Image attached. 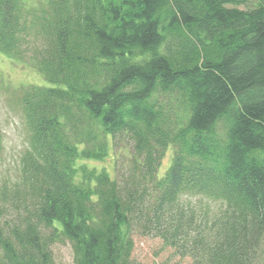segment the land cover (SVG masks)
<instances>
[{
  "label": "trees",
  "instance_id": "trees-1",
  "mask_svg": "<svg viewBox=\"0 0 264 264\" xmlns=\"http://www.w3.org/2000/svg\"><path fill=\"white\" fill-rule=\"evenodd\" d=\"M0 54L49 84L16 97L0 264H135L134 233L264 264V0H0Z\"/></svg>",
  "mask_w": 264,
  "mask_h": 264
},
{
  "label": "rangeland",
  "instance_id": "rangeland-1",
  "mask_svg": "<svg viewBox=\"0 0 264 264\" xmlns=\"http://www.w3.org/2000/svg\"><path fill=\"white\" fill-rule=\"evenodd\" d=\"M0 80L6 85L0 86V128L4 138V146L0 152V168L11 171L25 145V130L15 102L19 94L18 90L28 86L47 87L49 84L33 69L2 54H0ZM170 158L171 151L168 150L158 169V176L164 174ZM94 165L104 167L108 175L113 178L112 154H109L105 161L96 162ZM132 238L134 242L132 259L135 264H189L187 259L174 256L159 239L143 237L137 233H134ZM52 252L56 264H74L71 247L67 241L53 245Z\"/></svg>",
  "mask_w": 264,
  "mask_h": 264
}]
</instances>
